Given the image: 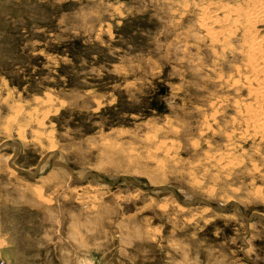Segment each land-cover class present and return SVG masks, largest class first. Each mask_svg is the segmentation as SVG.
Masks as SVG:
<instances>
[{
	"label": "rangeland",
	"instance_id": "374dc122",
	"mask_svg": "<svg viewBox=\"0 0 264 264\" xmlns=\"http://www.w3.org/2000/svg\"><path fill=\"white\" fill-rule=\"evenodd\" d=\"M253 1L0 0V264H264Z\"/></svg>",
	"mask_w": 264,
	"mask_h": 264
},
{
	"label": "bare ground",
	"instance_id": "6f19581e",
	"mask_svg": "<svg viewBox=\"0 0 264 264\" xmlns=\"http://www.w3.org/2000/svg\"><path fill=\"white\" fill-rule=\"evenodd\" d=\"M245 1V0H244ZM253 1V0H252ZM243 3V1H242ZM244 4V3H243ZM225 5V4H224ZM246 5V3H245ZM244 5V6H245ZM221 6V4H220ZM243 6V5H242ZM243 6V8H244ZM222 7V6H221ZM234 7H236L234 5ZM217 8V7H216ZM219 8V7H218ZM217 8V9H218ZM228 8V7H227ZM231 8V7H230ZM211 9V8H210ZM210 9H205L204 10V15H207L206 16V21H202L201 22V27L202 28H205L208 32V34L210 35L211 37V42L213 41H219L220 40V36H219V33L220 32H216V31H213V29H215V25H224L226 23H229L230 20H231V17L226 15V16H223L224 18H219L215 13V15L212 13V11ZM212 9H214V6L212 7ZM220 9V8H219ZM232 10L233 7H232ZM243 10V9H242ZM214 11V10H213ZM216 11V10H215ZM218 12V11H217ZM202 14V12H201ZM219 14V13H218ZM221 14V12H220ZM227 14V13H226ZM224 15V14H223ZM240 17L243 19L240 23V26L241 28L243 29L242 32H243V35L245 37V48H244V52L243 54L245 55V58L247 59L246 60V64H243L246 66V69H247V73H248V70L250 72H253L250 73L251 75L253 76H248L247 79H244L243 78V81L246 80L250 87L249 90H252L253 91V95L255 96L256 100H257V103H256V106L254 107L253 105H250L249 107L246 105V107H248V112L252 115V120H253V124H255L257 126V128H260L262 131V134L264 133V36H259L258 34V25H260V23L264 20V3L262 2V0H254L253 2H251L250 4H247L246 6V9L243 11V12H240ZM201 17V16H200ZM222 17V16H221ZM237 17V16H235ZM205 18V17H204ZM239 18V17H238ZM240 21V20H239ZM238 21V22H239ZM236 22V21H235ZM233 23V22H231ZM230 23V25H231ZM228 25V26H230ZM238 25V24H237ZM231 27V26H230ZM236 28V27H235ZM240 28V29H241ZM223 29H226L225 27ZM234 30V28H232ZM239 29V28H238ZM220 30V29H219ZM222 31V30H221ZM229 31V30H228ZM232 31V30H231ZM226 32V31H225ZM230 32V31H229ZM260 32V31H259ZM233 34V33H232ZM241 35V33H238ZM237 34V35H238ZM261 34V33H260ZM263 35V34H262ZM242 36V35H241ZM224 37H228L227 36V33ZM231 37V36H230ZM239 37V35H238ZM242 41L244 40V38H242ZM239 38V41L241 40ZM227 39H224V41H226ZM236 40V39H235ZM238 40V38H237ZM229 41V39H228ZM230 41H231V38H230ZM223 43V42H222ZM241 43V42H240ZM224 44V43H223ZM234 44V43H233ZM215 45V44H214ZM225 45H227L225 43ZM224 45V46H225ZM230 44H228V47L230 48L229 46ZM241 45L243 46V43H241ZM238 46V45H237ZM240 46V45H239ZM226 47V46H225ZM233 47V46H232ZM241 47V46H240ZM237 48V47H236ZM243 48V47H242ZM241 49V48H240ZM237 50V49H236ZM222 51V50H221ZM235 52V51H234ZM240 53V51L238 52ZM241 54L240 56L242 57ZM240 57V58H241ZM219 58V57H218ZM222 58V57H221ZM238 58V57H237ZM244 58V59H245ZM241 61V60H240ZM245 62V61H244ZM217 67V66H216ZM242 68V67H241ZM245 68V67H244ZM240 69V67H239ZM237 68H236V72H237ZM241 72L243 73V71L241 70ZM240 72V74H242ZM245 72V73H246ZM244 73V75H245ZM239 74V73H238ZM249 74V73H248ZM247 74V75H248ZM249 74V75H250ZM243 75V74H242ZM221 76V75H220ZM233 76V75H232ZM229 79V78H228ZM227 79V80H228ZM231 79V78H230ZM233 79H234V76H233ZM235 79H238V77H235ZM234 79V80H235ZM234 80H231V81H234ZM239 80V79H238ZM233 83V82H231ZM226 85V84H225ZM228 85V84H227ZM236 86V85H234ZM243 86V84H242ZM237 87V86H236ZM238 88V87H237ZM241 88V87H240ZM244 88V87H243ZM247 88V87H245ZM226 90V89H225ZM251 91V92H252ZM252 95V96H253ZM251 96V97H252ZM238 97V96H237ZM249 98V97H248ZM253 100V97L251 98ZM255 100V99H254ZM253 100V102H254ZM255 100V101H256ZM234 101V100H233ZM229 103V102H228ZM248 104V103H247ZM245 106V105H244ZM246 109V108H245ZM216 110V109H215ZM247 110V109H246ZM244 111V110H243ZM246 112V111H245ZM216 113V112H215ZM218 114V113H217ZM245 114V113H244ZM216 115V114H215ZM236 115V114H235ZM245 116V115H244ZM236 117V116H235ZM238 117V116H237ZM248 117V115H247ZM247 117H245V119H247ZM242 118V117H241ZM250 118V117H248ZM251 120V119H249ZM249 120H247V122H249ZM246 122V121H244ZM247 124V123H246ZM249 124V123H248ZM251 125H252V122H251ZM249 124V126H251ZM253 126V125H252ZM205 127V126H204ZM259 129V130H260ZM246 130V129H245ZM252 130V129H251ZM258 130V129H256ZM253 132H255L253 130ZM260 133V131H258ZM236 133V132H235ZM256 134V133H255ZM261 134V135H262ZM248 135V134H247ZM250 135V134H249ZM259 135V134H258ZM257 135V136H258ZM242 136V135H241ZM256 137V136H255ZM262 137V136H261ZM249 139V138H248ZM262 139V138H261ZM242 140V139H241ZM229 151V150H228ZM231 155V153H229ZM228 154V155H229ZM226 155V156H228ZM232 156V155H231ZM234 157V156H233ZM229 159V158H227ZM233 159V158H232ZM235 159V158H234ZM233 159V160H234ZM219 160V159H218ZM229 161L231 162L232 164V161ZM228 161V160H227Z\"/></svg>",
	"mask_w": 264,
	"mask_h": 264
},
{
	"label": "water",
	"instance_id": "95a60500",
	"mask_svg": "<svg viewBox=\"0 0 264 264\" xmlns=\"http://www.w3.org/2000/svg\"><path fill=\"white\" fill-rule=\"evenodd\" d=\"M89 176L92 177V174H90ZM121 180H123V181H125L127 183H131V184H134V185H138V183L136 181L132 180V179L121 178Z\"/></svg>",
	"mask_w": 264,
	"mask_h": 264
}]
</instances>
